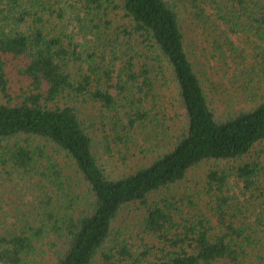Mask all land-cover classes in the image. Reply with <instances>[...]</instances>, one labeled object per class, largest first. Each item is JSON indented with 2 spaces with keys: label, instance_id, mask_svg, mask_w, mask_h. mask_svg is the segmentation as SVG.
Listing matches in <instances>:
<instances>
[{
  "label": "trees",
  "instance_id": "trees-1",
  "mask_svg": "<svg viewBox=\"0 0 264 264\" xmlns=\"http://www.w3.org/2000/svg\"><path fill=\"white\" fill-rule=\"evenodd\" d=\"M183 1L66 0L71 32L58 34L32 21L23 0H0V264H39L48 253L50 264H264V0ZM181 3L212 57L235 64L239 98L228 94L232 109L219 117L188 53ZM58 9L66 20L65 6ZM238 33L253 44L249 58L232 40ZM14 61L22 81L11 96ZM166 89L175 104L164 100ZM78 98L99 104L122 143L134 134L160 151L109 177L72 103ZM239 100L245 106L236 109ZM176 104L182 112L172 116ZM176 119L183 125L168 133ZM46 143L70 161L79 185ZM237 160L209 168L194 188L177 186L201 162ZM129 205L143 236L112 242Z\"/></svg>",
  "mask_w": 264,
  "mask_h": 264
},
{
  "label": "rangeland",
  "instance_id": "rangeland-1",
  "mask_svg": "<svg viewBox=\"0 0 264 264\" xmlns=\"http://www.w3.org/2000/svg\"><path fill=\"white\" fill-rule=\"evenodd\" d=\"M183 2H189V0ZM22 4L24 8H27V10L36 14V16L32 17V21L36 24L38 23L47 32L53 31L58 34L60 32L65 34H69L71 32V26L67 22V19H70V15L66 0H23ZM59 6H65L66 8L63 13L66 18L64 21L56 17V13L60 12L58 9ZM177 10L179 11L178 14L180 16V23L187 38L186 42L189 47L188 53L190 54V58L193 61V64L197 69V73L204 85L205 92L211 100V105L218 117L220 115L227 114L226 111L231 110L232 108L227 106L226 96L231 94L232 96H237L239 98V96L235 93V86L232 85V68L235 64L232 62L231 58H228V66L224 67L220 62L216 61V59L212 57L213 53L210 50L206 33H204L201 25L196 22H192L190 5L185 6L181 3L177 6ZM53 11L56 13H53ZM230 35L237 50L241 52L244 51L243 54L249 58L253 50V44L242 33ZM77 38L79 39L80 37L77 36ZM19 66H21V62L18 61L11 62L7 66L9 75L8 90L11 96H14L21 86L22 79L17 71V67ZM223 68H229L228 72H225ZM162 94L164 95V100H166L167 103H176L177 97L173 92L166 89ZM3 101V96L0 93V103ZM72 103H76L83 125L87 129V132L92 136L94 153L106 175L109 177L116 178L132 172L141 165L151 161L157 152L160 151L159 149L152 148L155 146L153 143L144 142V144L139 145L134 134H131V139L133 140L129 144H124L122 141H119V139L116 138V134H114V130H112V125L108 116L101 110L99 104L93 103L89 100H83V98H78ZM236 103L238 104L236 109L245 106V103L240 100ZM175 110L176 112L173 113L172 116L179 113L181 114L182 112L181 107L177 104ZM170 124L172 125L167 132H171V134L179 131L183 125L178 119L172 122L170 121ZM140 138L142 139V136ZM141 139L139 140L140 143ZM167 140V135H164V141H162L163 143H160L162 148L166 147ZM45 145L48 153L63 166L64 174L73 181L72 183L79 185L77 182L78 176L75 170H72L70 161L66 159L61 152L51 148L49 143H46ZM257 147L258 152L262 156L261 159L264 161V145L261 144ZM255 153L256 152L253 154L256 155ZM238 161L240 160L228 163L224 161L201 162L191 169L187 173L186 178L181 183L177 184V186L181 191L194 188L197 186V184H195L196 181L200 183L209 168H222L224 166L232 167ZM239 187L240 183L234 177L229 178V193H238ZM1 193L2 192L0 191V195ZM138 216L139 213L135 208V205L124 207L113 223L110 238L112 242L116 240L121 241L127 237L130 242H139L143 234H140V227L137 220ZM112 242H108L109 245ZM52 257L51 253L45 254L42 258H40L39 264H50Z\"/></svg>",
  "mask_w": 264,
  "mask_h": 264
}]
</instances>
